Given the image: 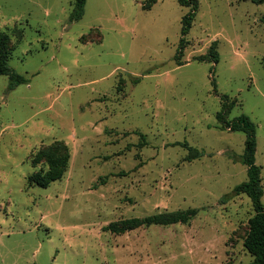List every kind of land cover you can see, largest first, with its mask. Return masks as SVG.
Segmentation results:
<instances>
[{"label":"rangeland","instance_id":"1","mask_svg":"<svg viewBox=\"0 0 264 264\" xmlns=\"http://www.w3.org/2000/svg\"><path fill=\"white\" fill-rule=\"evenodd\" d=\"M146 1L87 0L71 24L70 0H0V32L24 29L9 65L29 79L10 91L0 77V264L253 260V207L234 195L248 177L246 135L222 130L217 114L228 96L226 119L256 124L264 187V3L197 0L179 65L191 9L158 0L145 10ZM214 43L218 63L204 60ZM55 141L70 149L67 173L30 187L42 167L32 154ZM184 143L204 155L186 161ZM188 209L200 210L189 225L104 230Z\"/></svg>","mask_w":264,"mask_h":264},{"label":"trees","instance_id":"2","mask_svg":"<svg viewBox=\"0 0 264 264\" xmlns=\"http://www.w3.org/2000/svg\"><path fill=\"white\" fill-rule=\"evenodd\" d=\"M72 11L69 16V22L77 23L81 21L85 14V6L87 0H70ZM158 0H147L143 8L150 10ZM182 7L190 8V12L182 18V39L176 54V61L179 65H183L181 58L183 57L186 36L191 31L196 14L199 8L197 0H177ZM258 3H264V0H258ZM21 40L24 38V29L14 27L7 32H0V77L8 76L10 79L9 90H15L21 85L29 83L28 78L15 72L9 65L12 57V37ZM85 42L86 40L83 39ZM210 60L215 63L219 62V53L217 51V43L213 44L210 54L204 60ZM215 85V82L213 81ZM226 101L223 104L222 111L217 114V120L222 130L231 132H242L246 135L244 154L240 161L247 167V180L234 189L235 196H246L251 201L254 215L249 219L248 231L244 240V247L251 255L253 260L250 264H264V187L262 179V167L256 163L257 153V126L247 116L241 115L231 121L226 119L228 96H223ZM136 134H139L136 132ZM142 139H146L145 135L140 134ZM183 146L188 149L189 155L185 158L191 162L200 159L204 153L198 149L190 147L187 143ZM70 149L63 141H55L49 146L43 147L32 154L31 164L33 167L41 165V169L27 178L30 187L38 186L48 188L51 184L62 181L69 169ZM103 178V183H106ZM199 209L177 210L173 212H164L151 215L145 218H131L118 222L110 223L104 228L112 234L120 235L140 228H149L156 226H172L177 224L189 225L199 214Z\"/></svg>","mask_w":264,"mask_h":264},{"label":"crops","instance_id":"3","mask_svg":"<svg viewBox=\"0 0 264 264\" xmlns=\"http://www.w3.org/2000/svg\"><path fill=\"white\" fill-rule=\"evenodd\" d=\"M29 80V79H28ZM29 84V83H28ZM12 91H14V90H12Z\"/></svg>","mask_w":264,"mask_h":264}]
</instances>
